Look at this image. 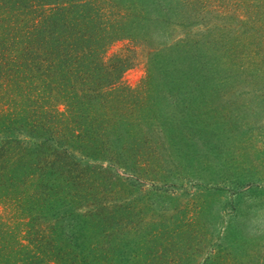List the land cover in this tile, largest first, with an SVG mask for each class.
<instances>
[{"label": "rangeland", "instance_id": "rangeland-1", "mask_svg": "<svg viewBox=\"0 0 264 264\" xmlns=\"http://www.w3.org/2000/svg\"><path fill=\"white\" fill-rule=\"evenodd\" d=\"M42 1L45 29L114 31L104 59L126 61L95 99L55 100L47 182L0 181V264H264V0Z\"/></svg>", "mask_w": 264, "mask_h": 264}, {"label": "trees", "instance_id": "trees-1", "mask_svg": "<svg viewBox=\"0 0 264 264\" xmlns=\"http://www.w3.org/2000/svg\"><path fill=\"white\" fill-rule=\"evenodd\" d=\"M3 1L14 4L13 9L16 10H13V23L0 22V100L8 105V108L3 110L4 113L0 114V147H3L0 149V181L6 180L9 172L19 170L30 173L23 176L32 178L33 172H36L38 177L47 182V176L56 173V167L61 161H52L50 153L57 147H65L58 135L48 131L51 125L47 115L56 114L57 120L62 115L55 100L60 97L81 105L85 102V95H91L95 99V89L87 87L86 83L90 82V79L92 82L94 79H105L101 84L103 88L110 81H116L121 74L116 72L120 71V65L124 66L126 59L119 55H115L110 61L104 59L108 47L116 39L114 31H103L101 36H95L99 40L102 39L103 47L86 46L85 43L91 42L93 38L86 41L84 36L76 37L67 31L47 30L41 25L35 18V12L43 3L42 0ZM0 7H5L3 2ZM21 9H29V17L21 13ZM45 20L51 25L60 20L65 21L64 18H54L52 13L47 15ZM79 42L82 44H78ZM96 59L99 61L97 66ZM175 73L179 75L178 71ZM170 74L171 72L169 76ZM76 82L79 83V89L73 86ZM35 89H39L40 93ZM47 92L49 93L44 96ZM42 96H47L49 100H44L46 98ZM25 102L31 104L26 105ZM43 103L50 104L51 108L40 116L37 106H43ZM12 130L18 135L23 134L24 138H11L8 135L15 133ZM64 183L71 184L68 179L63 180V185ZM5 186V183L0 184V191ZM55 193L58 195V192ZM44 195V192L36 194L38 199H43Z\"/></svg>", "mask_w": 264, "mask_h": 264}]
</instances>
